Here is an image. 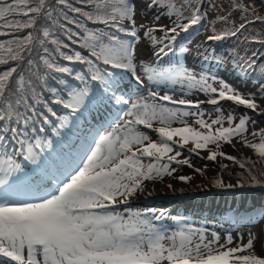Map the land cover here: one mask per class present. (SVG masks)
I'll list each match as a JSON object with an SVG mask.
<instances>
[{"label": "snow or ice", "instance_id": "6c2138e0", "mask_svg": "<svg viewBox=\"0 0 264 264\" xmlns=\"http://www.w3.org/2000/svg\"><path fill=\"white\" fill-rule=\"evenodd\" d=\"M217 7L214 0L179 7L177 0H0V264H264L251 234L234 245L231 232L169 231L159 223L165 210L131 206L145 181L189 164L177 157L190 143V153L207 149L206 159L246 169L235 185L218 178L215 187H264L250 160L220 151L239 138L264 158V129L251 133L259 142L249 141L252 116H225L217 106L232 101L264 115V38L244 35L264 18L250 20L247 7L234 4L237 26ZM210 18L232 26L213 27L206 41L236 38L243 55L230 62L257 91L242 94L186 64L190 30ZM197 52L221 62L214 49ZM205 103L217 106L215 118Z\"/></svg>", "mask_w": 264, "mask_h": 264}, {"label": "rangeland", "instance_id": "374dc122", "mask_svg": "<svg viewBox=\"0 0 264 264\" xmlns=\"http://www.w3.org/2000/svg\"><path fill=\"white\" fill-rule=\"evenodd\" d=\"M214 2L218 6L216 15H228L229 20L234 22L237 26L242 19V15L241 12H237L232 7L234 4H240L242 7L246 6L249 11L250 20H254L256 17L264 18V0H214ZM177 7H179V0H177ZM148 23L150 25L152 23L151 14H149L148 17ZM230 26L232 25H224L222 22L210 18V21L205 22L202 27L196 28L195 31L190 30L191 42L188 44L190 52L187 55L185 62L196 72L206 71L223 78L226 82L236 87L242 94L247 95L250 91H257L258 86L255 84L253 78L239 77L230 62V59L235 52H240V54L243 55L239 41L236 38L225 39L223 41H206V36L212 33L213 27L216 28L217 32H219L225 27ZM253 34H259L262 38H264V24L260 23L259 20H257L255 24H250L244 33V35L249 36ZM182 35L184 34L182 33ZM242 38L243 37H241V39ZM217 43L220 44L218 47L216 46V49L214 50L215 54L220 57L221 62H204L199 56L197 48L199 47L201 50L203 48H208L209 51H212L213 48H210L209 45ZM251 47L258 48L260 46L253 44ZM218 69L228 71L229 75L220 73ZM129 83H131V81ZM132 87L135 88V84H132ZM192 98H202L201 100H203L204 96L202 94H197ZM217 106L221 107L222 111L224 109L223 112L225 116L228 115L229 111L237 117L245 113L252 116L255 124H249V131L246 135L249 141L259 142L258 137L254 138L251 133L253 131L259 132L261 129H264V115L246 110L244 106H237L232 101H221ZM217 106L206 103L202 105V107H204V111L207 109L208 111L205 112L211 114L213 113V108ZM214 115L215 114L213 113V118H215ZM224 126L227 127V123H225ZM152 135L154 139L157 138L155 134ZM192 147H194V145L191 143L185 146L181 151V155L177 157L178 160L187 159L189 164L185 165L173 163L170 165V170L175 169V171H173L171 175H165L163 178H158L155 181H145L142 185L143 191H137L135 196L131 198V206L138 209L154 208L157 210H165L168 215L159 223H161L163 227L169 231L179 229L187 225L197 228H206L209 232L216 231L222 238L231 232L234 238V245L238 243L247 244L249 235L251 234V236L254 237V253L264 257V218H262L264 215L261 214L262 216L260 215V217H257L254 221H252V223L240 224L238 226L236 225V227L231 226L225 221L218 220V216H215L217 214L216 212H218L220 207L226 203L227 199V202L229 200L230 203L234 202L235 198L233 196L235 195L233 191H240V189L239 187L231 189L217 188L214 186L213 181L218 178H222L225 183L235 185L237 180L240 178L241 173H244L245 178L247 177L246 169H241L239 165L234 164L232 161H229L221 156H217L215 161L206 159V157L210 154L207 149H200L197 150V152L190 153L188 149ZM209 148L215 150L214 145H209ZM220 151L226 153L227 155H233L238 158L250 160L254 164L257 171H260V166L264 168V158H260L258 154L255 153L254 149L246 147L239 141V138H233L231 144L222 142ZM174 152L172 154H174ZM166 159L167 158H165V161ZM222 164H228L229 167L227 169H223L220 167ZM196 169H199L200 171H196ZM183 176L190 177V179L187 182L182 181L180 177ZM260 176L264 177V173H261ZM169 184L172 185L171 188L168 187ZM260 187L261 186H254L253 190L260 193ZM257 193H243L239 199L246 200V198H249L252 200L253 198H256L258 202L262 195H257ZM186 204H194L201 212H206V209H212L213 213L209 215V217L204 218L202 215L201 218H199L190 214V212L186 210L188 209L185 208ZM193 208L194 206L192 207V210ZM180 210H182L183 213H181ZM173 217L176 219H173ZM198 219L200 220L197 221ZM173 223L176 225L174 226ZM241 236L243 237L242 241L240 240Z\"/></svg>", "mask_w": 264, "mask_h": 264}, {"label": "trees", "instance_id": "16d2710c", "mask_svg": "<svg viewBox=\"0 0 264 264\" xmlns=\"http://www.w3.org/2000/svg\"><path fill=\"white\" fill-rule=\"evenodd\" d=\"M215 47L216 46H213L212 48L214 49ZM261 173H264V168L262 166H260V171H257V175L259 179L264 181V177L260 176ZM239 189L240 191L238 190L233 191L236 197L242 195L243 193H249V192L257 193L256 190H253V187L247 185L244 188L239 187ZM258 194H264V187L262 186L260 187V193H257V195ZM254 201L257 200L255 199ZM263 213H264V196H262L261 199L258 202H256V204H251V200H249L241 207H236V205L233 207H229V205H226V207L222 209L219 219L234 224L244 221L252 222V220H254L255 218L260 217L261 214L263 215Z\"/></svg>", "mask_w": 264, "mask_h": 264}, {"label": "bare ground", "instance_id": "6f19581e", "mask_svg": "<svg viewBox=\"0 0 264 264\" xmlns=\"http://www.w3.org/2000/svg\"><path fill=\"white\" fill-rule=\"evenodd\" d=\"M239 78V77H238ZM246 83V82H245ZM244 84V83H243ZM202 99V98H201ZM207 106V105H206ZM202 108H204V107H202ZM209 108V107H208ZM205 111H208L207 109L205 110ZM223 111H224V109H223ZM213 114V113H212ZM215 114V113H214ZM227 115V114H226ZM215 116V115H214Z\"/></svg>", "mask_w": 264, "mask_h": 264}]
</instances>
